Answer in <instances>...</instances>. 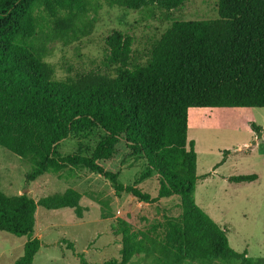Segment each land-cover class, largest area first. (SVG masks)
Instances as JSON below:
<instances>
[{
    "label": "trees",
    "instance_id": "1",
    "mask_svg": "<svg viewBox=\"0 0 264 264\" xmlns=\"http://www.w3.org/2000/svg\"><path fill=\"white\" fill-rule=\"evenodd\" d=\"M186 0H0V147L28 158L29 181L45 173L85 168L109 179L120 192L152 203L177 196L180 213L163 215V249L177 259L239 260L226 230L194 201L197 155L187 138L191 107H264V0H218V18L175 20L156 39L144 61H132V37L113 30L106 39L112 72H78L55 78L46 60L51 45H70L94 31L103 3L132 10H172ZM258 137L264 128L252 125ZM96 136L94 144L78 141L77 149L61 153L67 139ZM122 142L144 164L132 185L105 170ZM157 177V196L137 184ZM206 177V175H203ZM256 174L232 175L235 183ZM81 194L67 188L42 194L6 195L0 189V230L27 236L13 264H33L41 247L33 235L37 206L75 207ZM119 231L123 247L119 262L130 264L144 248L143 239L125 221Z\"/></svg>",
    "mask_w": 264,
    "mask_h": 264
},
{
    "label": "rangeland",
    "instance_id": "2",
    "mask_svg": "<svg viewBox=\"0 0 264 264\" xmlns=\"http://www.w3.org/2000/svg\"><path fill=\"white\" fill-rule=\"evenodd\" d=\"M217 7L218 0H186L169 11L155 7L132 10L103 3L93 33L70 45L53 43L46 60L53 65L57 79L84 71L111 73L105 39L113 30L132 37V61L140 62L172 21L216 19ZM253 124L264 128V107H191L188 111L187 138L195 143L199 176L194 201L226 230L235 251L246 252L247 262L177 259L169 249H163V229L159 227L163 215L180 213L177 196L145 203L130 193H118L109 179L85 168L45 173L29 181L26 175L32 168L31 161L0 147V189L9 196L24 193L34 200L67 188L81 194L80 211L75 207L37 206L33 235L40 238L41 247L33 264L119 262L123 247L120 221H125L130 232L144 243L130 264H264V133L258 137ZM78 141L91 145L96 136L71 137L60 152H74ZM100 164L118 173V180L125 186L132 185L144 167L122 142L112 158ZM244 174H256L257 179L241 183L228 180V176ZM137 186L151 197L157 196L156 176ZM26 239L0 230V264H13L22 254Z\"/></svg>",
    "mask_w": 264,
    "mask_h": 264
},
{
    "label": "crops",
    "instance_id": "3",
    "mask_svg": "<svg viewBox=\"0 0 264 264\" xmlns=\"http://www.w3.org/2000/svg\"><path fill=\"white\" fill-rule=\"evenodd\" d=\"M241 183V182H240Z\"/></svg>",
    "mask_w": 264,
    "mask_h": 264
}]
</instances>
